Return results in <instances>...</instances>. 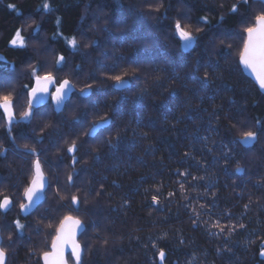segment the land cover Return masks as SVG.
Returning a JSON list of instances; mask_svg holds the SVG:
<instances>
[{"label": "trees", "instance_id": "1", "mask_svg": "<svg viewBox=\"0 0 264 264\" xmlns=\"http://www.w3.org/2000/svg\"><path fill=\"white\" fill-rule=\"evenodd\" d=\"M45 2L0 0V56L5 58L0 73L15 77V93L21 96L20 103H26L23 85L32 83L26 65L53 64L57 54L68 61L56 75L75 84L67 102L73 107L60 115L51 113L57 119L40 121L37 116L23 132L25 139L37 144L40 125L47 121L58 126L51 137L61 144L59 152L49 137L38 144L40 150L52 145L45 166L55 182L53 191L73 172L64 141L75 139L82 145L75 166L79 190L71 191L88 197L81 212L72 213L88 225L81 240L92 246L86 264H264L259 255L264 244V94L237 64L241 41L235 35L247 6L230 13L236 0H47L52 10L46 11ZM161 3L159 12L151 10ZM181 16L182 25L199 38L188 51L172 33L174 19ZM205 16L210 23L201 19ZM36 25L40 30L33 34ZM17 28L33 37L27 50L8 43ZM58 30L64 37L76 36L83 45L79 51L68 47L63 37L53 39ZM5 61L17 66L14 73ZM205 71L210 83L200 79ZM122 72L129 83L116 88L107 77ZM85 84L92 89L82 96ZM104 116L108 124L85 135ZM248 130L257 138L244 144L241 136ZM51 131L45 130L46 137ZM25 161L9 155L1 166L2 175H11L13 189L23 179ZM177 169L204 179L183 177ZM1 183L2 178L3 192ZM153 195L158 203L152 201ZM188 204L201 213L196 227ZM48 207H55L51 193L32 222L24 221L19 208L8 211L2 225L15 241L8 264H34L29 250H47L42 241L51 230L37 236L35 226ZM217 218H222L221 224L246 227H237L231 236L227 231L213 235L218 229H208ZM16 219L26 225L22 235L13 224ZM160 249L166 253L163 262L157 255Z\"/></svg>", "mask_w": 264, "mask_h": 264}, {"label": "snow or ice", "instance_id": "2", "mask_svg": "<svg viewBox=\"0 0 264 264\" xmlns=\"http://www.w3.org/2000/svg\"><path fill=\"white\" fill-rule=\"evenodd\" d=\"M254 4H260L261 7L257 10L253 8ZM247 6L248 13L243 15L240 19L239 30L235 32V35L239 37L241 41V47L238 51L237 64H242L246 69H250L256 76L261 89H264V0H236L229 8L230 13H238L241 6ZM223 5H221L222 7ZM11 8H15V5H9ZM46 11L52 10V5L46 2L42 5ZM163 4H158L152 11L159 12ZM180 18L174 19L172 25V33L178 38L181 48L184 51H188L193 48L198 42V36L192 31L188 30L189 26L182 25ZM205 23H210L208 18H201ZM223 20V16L220 17ZM57 28L59 29L60 18L56 20ZM40 30V26L36 25L33 30V34ZM201 31L200 28L196 29V32ZM23 28H17L13 33L12 38L9 40V45L14 49L27 50L29 48V41L33 38L32 36L25 37L23 34ZM231 35V34H229ZM57 37H63L65 43L73 51H79L83 46L80 44L76 36L64 37L63 33L59 30L54 33L53 39ZM222 43H224L222 41ZM226 48H231V44L224 43ZM45 51L48 49L45 48ZM231 55V53H229ZM5 58L0 56V61H4ZM6 64L10 66L11 71L14 73L16 71V65L11 62L5 61ZM199 63V61H198ZM68 61L66 57L62 54H57L54 58V63L49 64L48 61H33L26 65V72L31 78V85H23L24 89H27V102L26 105L22 106V110L17 113V105L20 104L21 96L15 93V87L13 84L14 76H6L0 73V119L4 121V129L11 140L12 144L15 145L17 139L16 136L12 135L13 126L20 123L31 124L37 116H40L39 106L46 104L51 101L54 105V110L61 112L66 106L67 102L70 101L71 94L75 91V84L72 83L70 79H58L56 73L63 71L67 67ZM79 66H77L78 68ZM54 69V70H53ZM199 71V69H197ZM127 73L122 72L119 74H113L107 77V79L114 82V87L124 88L128 85L129 81L126 79ZM200 79L206 83H210V74L205 71L204 75ZM92 89L91 84H85L83 88L80 89V94L82 96H87L90 94ZM75 119V118H74ZM108 124V118L106 116L101 117L100 121L94 122L93 126L88 130L85 135H93L98 128L103 127ZM57 125L51 124L49 122H44L39 127L40 135L36 139L37 144H43L44 140L52 136V133L57 130ZM46 129H52L51 132L45 135ZM35 131V129L33 130ZM147 135V134H145ZM257 138V133L251 130L242 133L241 142L244 144H250ZM63 139V137H62ZM205 140L208 138L205 137ZM117 143H119V137L117 138ZM64 151L71 154L72 157V168L73 172L68 174L65 183H59L53 191L52 179L45 172V163H47V150L41 149L37 150L35 147H30L28 144H24V152L21 156H31L34 157L30 161L29 171L26 173L25 182L22 186V197L16 201L19 205L21 213L25 216L28 214L34 215L36 211L44 207L49 203V194H52L53 207H48L45 209L44 215L37 221L35 226V233L37 236H44L45 229H50L47 232V236L43 239L42 243L47 247V250L43 248L30 249L28 253V259L35 258L37 264L43 261V264H69V259L66 258V253L70 256L72 264H86L87 257L91 252L92 246L90 241L81 240L87 235L88 225H86L78 215H73L72 213H80L81 206L83 203L87 202L88 197L77 195L76 192H72V189H78L76 180L79 179L78 174H76L75 166L80 160L77 158V152L79 147L76 140L73 139L70 142L65 140ZM18 145L9 149L0 145V157H6L9 151L13 153L16 152ZM53 147L59 152L61 150V144L53 141ZM115 147V145H113ZM209 151H211L209 149ZM185 157L189 156V153H184ZM45 157L42 161L41 157ZM82 159V158H81ZM194 159V157H193ZM239 170V167L238 169ZM177 172L179 170L177 169ZM183 177H189L193 180H202L204 177L192 176L190 171L179 172ZM75 176V179H74ZM180 189L183 192L185 185L180 184ZM145 191H148L147 189ZM157 191L159 189L157 188ZM94 195H100L99 192L93 193ZM170 196H174L175 193H169ZM186 199H188L186 197ZM152 201L158 203V199L155 195L152 196ZM13 206V197L11 195L0 193V211L7 213V211ZM185 207L191 210L193 219V226L196 227L200 221L201 213L197 211L192 204L185 205ZM205 213L208 209L205 205H199ZM245 209L248 205L244 206ZM67 212L63 215H57L56 213H61L64 210ZM226 215L231 218V213H226ZM222 218H217L214 223L210 225L209 231L214 228L218 229L217 232L212 233L213 235H222L227 231V234H231L236 231L237 227L245 228L246 226L242 223L239 225L235 224H221ZM45 222H47L45 224ZM204 223H208L205 221ZM18 235H22L26 225L21 223L19 219L13 222ZM5 225H0V264H7L8 259V247H12L15 241L12 240L11 234L8 235V241L11 243L6 247L3 237V230ZM105 244L108 243L107 240L104 241ZM181 243L183 241L181 240ZM153 247L156 245L153 244ZM218 251H220L218 249ZM229 251H231L229 249ZM157 255L160 261H164L166 258V253L163 249L158 250ZM260 256H264V244L261 245Z\"/></svg>", "mask_w": 264, "mask_h": 264}, {"label": "flooded vegetation", "instance_id": "3", "mask_svg": "<svg viewBox=\"0 0 264 264\" xmlns=\"http://www.w3.org/2000/svg\"><path fill=\"white\" fill-rule=\"evenodd\" d=\"M24 105H26V103H20L19 105H17V113H19V111L22 110V106H24ZM67 105L68 106H66L61 112H57V111L54 110L53 103H46V104L40 105L39 106V111H40L41 115L38 116V117H40L39 118L40 121L43 118L45 120H47V121L48 120L57 119L55 117V115L54 114L52 115L51 113H55L56 115H60V114L64 113L66 110H69L70 107L72 108L73 105H74V103H67ZM46 107L49 108L47 111L45 110ZM45 112H46V114H44ZM35 121H36V119L33 120L32 123L35 122ZM23 127L26 128L25 130H27L28 129L27 128L28 127V124L27 123H20V124H16V125L13 126L12 135H14V136L17 137V139L15 141V145H18L19 146L16 149V152L13 153L12 151H9L7 153V155H6V157H0V178H2V183L1 184H2V186L5 189V191H3V192L0 191V193L7 194V195H11L13 197V206L9 210H11L14 207L17 208V209L19 208L18 206H16L17 205L16 201L19 200L22 197V191H23L22 186H23V184L25 182L26 173L29 171L30 161L32 159H34V157H31V156H23V157L21 156V154L24 152V147H23L24 144H28L30 147H35L38 151L40 150V146H38V144H33L32 142H29V139L27 140V139L24 138V132H23L24 130H23ZM37 127H38V125H35V128H37ZM32 128H31V130L33 131L34 129H32ZM36 137H37V135H36ZM20 140H21V142H20ZM54 140L55 139L53 137H49L48 142H50V144H53V141ZM0 145H2L5 148H9V149L15 147V145L12 144L11 140L8 138L7 133L5 132V129H4V121L2 119H0ZM51 146H49V144H47V146H46L47 150L52 149ZM9 155H10V157H16V158L17 157H22L23 159L26 160L25 161L26 168H25V166L23 167V172H24L23 179H22L21 183H18V185H15L17 187L14 188V189L12 188L13 187L12 185H9V183H10L9 180H11V178H10L11 175L8 174L7 175L8 177H6V174L5 175H2V172H1V166H5V164L7 163V157ZM41 159H42V161H44L43 157H41ZM26 162H27V164H26ZM45 172L52 179V175H51V173H50V171H49V169H48L47 166H45ZM15 184H17V183H15ZM52 184H55V182L52 183ZM19 210H20V208H19ZM8 211H7V213H8ZM7 213H3L1 211V213H0V225H2L3 223H5V224L7 223L6 217L7 216H10ZM22 215L25 218L24 219L25 222H28V221L29 222H32V220H33V215L32 214H28L27 216H25L22 213ZM9 234H10V231L9 230H7V229H4L3 230V237H4V241H5V246L6 247L11 243V241H8V239H7V237H8ZM10 248L11 247H8V260H9V250H10ZM68 259L70 261V256H68ZM8 260H7V263H8ZM34 262H33L34 264H37V260L36 259H35ZM70 262L72 264V261H70ZM41 264H43V261H41Z\"/></svg>", "mask_w": 264, "mask_h": 264}, {"label": "water", "instance_id": "4", "mask_svg": "<svg viewBox=\"0 0 264 264\" xmlns=\"http://www.w3.org/2000/svg\"><path fill=\"white\" fill-rule=\"evenodd\" d=\"M242 67V70L244 71V73L250 78L252 79V81H254V83L258 86L259 90L264 94V89H261L259 86V82L256 79L255 74L250 70V69H246L242 64H240ZM72 95V94H71ZM48 103V102H47ZM83 221V220H82ZM66 258H68V254L66 253ZM8 260V259H7ZM163 262V261H161ZM8 264V263H7ZM69 264H71V262L69 261Z\"/></svg>", "mask_w": 264, "mask_h": 264}]
</instances>
